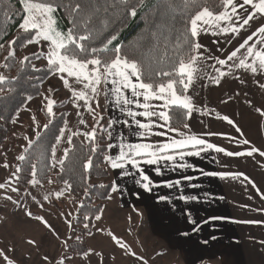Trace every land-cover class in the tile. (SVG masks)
<instances>
[{"label":"snow or ice","instance_id":"obj_1","mask_svg":"<svg viewBox=\"0 0 264 264\" xmlns=\"http://www.w3.org/2000/svg\"><path fill=\"white\" fill-rule=\"evenodd\" d=\"M20 5L22 19L19 23V32L12 39L7 41L8 52L4 58L3 68H10L16 60V45L21 47L32 45L34 43L47 42V51L41 50L39 54L33 53L32 56L36 60L41 58L46 60L47 74H60V79L63 81L65 88L71 93V101L75 108H80V101H83L84 110L88 112L95 124L91 131L83 133L86 140L90 142V152L98 153L103 151V146L97 143L98 133H107L109 138H115L119 141L117 145L112 143L107 144V148L118 147L119 151L115 155L106 154L104 160L108 162L111 168L121 169L122 174L127 176L129 173L123 171L126 165H131L132 169H136L140 179L136 180L145 191H151L153 181L141 168V162L148 165H157L165 163L172 169H191L193 164L186 161V157H199L202 153L213 150L217 153H223L229 157H252L254 154H259L264 157V151L253 146L244 151H229L223 146H219L210 142L206 137L226 135L224 133L205 132L197 134L193 132L190 126V120L194 113L201 112L205 115H213L214 109L207 107L200 108L193 100L190 94L195 88L198 81L207 79L209 84L219 86L223 79L228 76H233L243 85L245 80L240 75L236 74L243 69L245 72L264 73V0H182L180 5L172 2L168 3L169 11H176L177 8L185 14L182 31L176 37V42L173 44L169 40L168 35L162 30H158L153 34L158 43L165 45L164 54L160 56H150L147 62L137 61L135 59L126 58L127 54L123 53L122 48L117 45L114 49H110L113 41L117 39L116 35H111L106 40H101L102 33L108 28L109 21L102 20L99 24L96 23L99 15L100 0H18ZM145 5V0H113L111 5H108L107 0L104 4L105 15L108 13L109 7L120 8L125 16H135L138 9ZM252 8L249 9L248 6ZM63 9L70 17V27L66 30L60 27L59 21L56 18V13ZM254 9L255 11H253ZM257 15L260 16V21H257ZM251 24H259L247 35L238 47H235L225 57L214 56L197 39L201 32L212 31L214 35H223L225 43H232L229 35L239 36L244 29ZM163 25L160 26L163 29ZM255 40V42H253ZM252 42V43H250ZM99 46H93L94 44ZM171 45L172 51H168V46ZM259 45V48H258ZM5 44L0 42V49H4ZM242 50L243 53H242ZM154 51V50H153ZM32 56L25 55L20 58V69L27 67ZM34 70L35 65H32ZM66 74V76L64 75ZM68 78H73L75 85H81L78 90L73 84L69 83ZM19 77L9 78L0 74V98H3V85L10 83L12 80H18ZM111 85V87H109ZM259 87L264 89V83H259ZM15 89L9 88V92ZM52 92V89H48ZM103 95L105 104L108 103V96L114 98V104L122 114L127 118L123 121L109 120L105 126L101 123L103 117L97 113L96 108L100 107V97ZM28 99H31L29 96ZM229 100L232 99L230 96ZM46 101L44 111L50 117L48 122L44 124L47 129L55 117L54 106L56 101L48 95L44 96ZM159 103H155V102ZM93 102L95 107H93ZM228 101H222L227 103ZM246 103L251 104V101L246 100ZM135 106V108L133 107ZM136 109H140L137 111ZM255 111L261 116H264V110L257 107ZM77 115L80 112L77 111ZM99 118L97 119V117ZM217 118L226 121L233 126L237 133L241 129L237 126L233 119L228 115L216 113ZM138 117H142L146 122H142ZM35 121V117H33ZM80 124H85L84 119H80ZM116 123L124 125H135L131 134L141 138L147 136L167 137L163 143H132L127 142L123 136L114 137L112 129ZM182 125L174 127L173 124ZM64 127L59 129V135L55 137L56 143L61 142V137L64 136L67 128V121H64ZM154 128L160 129L153 132ZM166 129V130H165ZM67 136L68 144L73 143V138L80 133L71 131ZM169 133H175V136H169ZM39 138L40 133H36ZM237 144L245 146L250 144L247 139L236 137H227ZM27 147L24 153L17 156V161H28L30 159L29 149L33 147V141L25 137ZM71 149L66 148L64 155L60 159H56V145L51 146L52 167L59 165L60 171H72L66 168V160L70 159ZM179 161V162H178ZM94 164L93 156L89 155L87 160L83 161L82 168L87 170ZM4 168H8L9 164L4 163ZM48 168L45 162V153L41 152L36 163H32L30 167V179L27 183L32 187L42 186V179ZM24 169L17 164L15 170L3 182L0 183V190H5L3 199L11 201L17 207L24 209L25 215L31 219L43 224L44 227L51 229L52 225L40 215H34L28 210L24 200L31 197V200L40 203L35 195L27 192L24 198L13 200L12 195L8 193H19V184L21 173ZM155 172L160 174L161 168H155ZM201 174L208 176L231 177L232 179H243L248 181L249 177L243 172H208L201 170ZM184 180H191V176H184ZM48 183L52 184L53 180L49 177ZM166 186L172 188L181 184V180L177 179L174 182H165ZM64 188L55 193L48 192L43 196V199L50 201L54 195L56 198H61L65 192L72 189V184L69 180H63ZM195 187V185H190ZM255 187V185H253ZM91 185L84 188L85 195ZM113 190L116 187L113 185ZM180 199L197 200L195 195L184 196ZM161 200L167 199L161 196ZM43 207V204L40 203ZM81 202L80 207H83ZM97 221L101 219L100 215L95 217ZM252 223L254 221H247ZM71 227V221H69ZM88 228V224L84 225ZM101 231V229H97ZM108 235L118 245L119 248L125 250L126 254L136 256V253L131 250L130 246L122 242L113 233ZM34 240H29L28 244H35ZM91 252V250H89ZM100 255V253H96ZM0 255H3L0 252ZM87 255V253H85ZM7 264H13L7 256L4 257ZM47 260V257H44ZM65 258H61L60 264H64ZM140 259H143L142 257Z\"/></svg>","mask_w":264,"mask_h":264},{"label":"crops","instance_id":"obj_2","mask_svg":"<svg viewBox=\"0 0 264 264\" xmlns=\"http://www.w3.org/2000/svg\"><path fill=\"white\" fill-rule=\"evenodd\" d=\"M255 2L258 0H254ZM248 8L251 9L252 6L249 5ZM256 18L260 21L259 15ZM258 26L259 24L249 25L239 36L230 34V44L225 43L223 35H214L212 31L201 32L197 39L212 55L223 58ZM236 74L245 80L243 85L234 78L235 74L223 79L219 86L209 84L207 79L196 83L190 93L194 102L200 108L207 107L215 112L211 116L201 112L194 113L190 126L197 134L208 131L226 134L206 138L229 151H244L253 146L264 151V116L255 111L257 107L264 110V89L259 87V83H264V73L253 74L241 69ZM230 96L231 100L228 99ZM107 99L108 103L105 104L102 95L99 107L100 116L106 125L109 120L130 119L115 106L111 95ZM246 100L252 103L248 104ZM216 113L228 115L241 132L237 133L233 126L217 118ZM138 118L146 122L144 118ZM135 127L116 123L112 131L114 137L123 136L127 142L132 143L155 144L167 140V137L155 135L144 138L132 135L131 131ZM159 130L154 128L152 131ZM104 135L106 146L108 143H119L117 139L109 138L106 132ZM169 136H175V133H169ZM227 137L247 139L250 144H237ZM118 151V147L107 148L105 155H115ZM185 159L193 164V168L172 169L165 163L148 165L141 162L140 168L153 181L151 191H145L136 183L140 177L131 165L125 166L123 171L129 173L125 176L121 169L111 168L104 160V167L108 172L104 181L110 182L112 189L103 202L99 221L116 220L120 224L126 223L125 235L130 230H138L139 235L149 233L158 241V246H164L167 253L178 254L184 264H264V157L259 154L252 157H229L209 150L199 157ZM157 167L161 168L160 174L155 172ZM201 170L205 173L243 172L252 183L243 181L242 178L203 175ZM184 176H191L192 179L184 180ZM177 179L181 180L180 185L172 188L166 186L165 182ZM113 185L116 187L115 191ZM181 195H195L198 199H180ZM161 196L167 199L161 200ZM106 213L109 216L106 217ZM128 221L130 225H127ZM97 222L95 219L92 229Z\"/></svg>","mask_w":264,"mask_h":264},{"label":"rangeland","instance_id":"obj_3","mask_svg":"<svg viewBox=\"0 0 264 264\" xmlns=\"http://www.w3.org/2000/svg\"><path fill=\"white\" fill-rule=\"evenodd\" d=\"M41 50L47 51V42L42 41L17 49L16 56L21 58L27 54L39 53ZM34 63L39 66L46 65L47 62L41 58ZM64 75L66 76V74ZM68 79L69 83L78 90L82 87L75 85L73 78ZM48 89H52V92L49 93ZM45 95L53 98L56 103L65 101V106L62 108L68 111L65 134L61 137V142L56 143L55 158L57 160L63 157L64 150L69 146L67 136L70 132L68 129L79 132L78 136L85 140L83 133L91 131L95 124V119L84 110L83 101L79 102L81 105L79 109L73 106L71 93L65 88L60 74L52 75L43 85L41 95L28 101L14 119L7 124V129L15 136L16 143L5 142L0 147V183H3L19 164L20 161H17L16 158L24 153L27 147L25 137L32 140L42 127V111L46 104ZM93 107H95L94 102ZM60 110L61 108L54 107V112ZM77 111L80 112L79 116ZM96 111L100 114L99 108H96ZM33 117H35V121H33ZM80 119H84L85 124H80ZM101 123L105 124L103 121ZM4 163H8L9 167L4 168ZM58 166L53 168V174L57 172ZM100 181L105 182L104 179H100ZM63 188L64 184L48 183L35 188L28 184L23 193H8L12 195L13 200L24 198L27 192L35 195L43 207L40 206V203L33 202L30 196L24 200V204L34 215L43 216L52 225L51 229L26 216L22 207H17L11 201L4 200L5 190H0V252L3 253L0 255V264H7L5 256L13 264H60L61 258L65 257L64 264H184L178 254L167 253L165 247L158 246V241L147 232L139 235L138 230H130L128 235L123 234L126 223L120 224L116 220L113 222L98 221L90 235L78 238L74 228L80 201L74 198L69 191L65 192L61 198H56L53 195L50 201L43 199V196L48 192L55 193ZM107 216L109 214L106 213ZM69 221H71V227ZM127 225H130V221L127 222ZM97 229H101V231H97ZM109 232L129 245L136 256L128 255L125 250L119 248L108 235ZM29 240H34L36 243L30 245L28 244ZM77 240L87 242V255L70 257L68 245ZM96 253H100V255ZM44 257H47V260ZM141 257L143 259H140Z\"/></svg>","mask_w":264,"mask_h":264},{"label":"trees","instance_id":"obj_4","mask_svg":"<svg viewBox=\"0 0 264 264\" xmlns=\"http://www.w3.org/2000/svg\"><path fill=\"white\" fill-rule=\"evenodd\" d=\"M96 0H93L95 4ZM180 5L182 0H145V5L138 9L137 14L133 16H125L120 8L109 7L107 15L104 12L105 0H100L99 15L96 23L99 24L102 20H108V28L104 30L101 40L110 38L111 35H116L117 39L113 41L110 49H114L119 45L123 53L127 54L126 58L135 59L137 61L147 62L150 56H160L164 54L165 45L158 43L154 39L153 34L158 30L164 31L168 35L169 40L174 44L176 37L183 28L185 14L179 8L176 11H169L168 3ZM108 5L113 3V0H107ZM56 18L59 21L60 27L66 30L70 27V17L60 9L56 13ZM22 14L18 0H0V42L5 44L4 49H0V74L9 78L19 77L18 80H12L10 83L3 85L4 95L0 98V147L8 142L16 143L15 136L7 129L9 124L24 105L33 98L41 95L43 85L52 77L47 74L46 65H35V57L33 53L27 54L32 56L27 67L20 69L19 60L17 58L12 63L10 68H3L4 58L7 55V41L12 40L20 31L18 28L21 22ZM164 26L163 29L160 26ZM93 46H99L94 44ZM22 48L19 44L16 45V50ZM154 50V51H153ZM168 51L171 52V45L168 46ZM35 54H39L36 52ZM32 65H35L34 70ZM9 88L15 89L9 92ZM31 99H28V97ZM65 101L56 103L54 107L61 108L55 112V117L47 129L43 126L48 122L50 117L46 111H42L43 125L37 135L32 139L33 147L29 149L30 159L28 161H20V166L24 169L21 173V180L16 187L19 188V193H23L28 186L30 179V167L32 163H36L41 155L45 153V162L48 165L42 184H48V178L53 180L52 184H63V180L67 179L72 184V189L69 193L76 199L83 202V207L78 206L77 216L75 218L74 232L78 238L90 235L94 224L95 217L100 214L103 207V202L110 195L112 185L110 182H102L100 179H105L108 172L104 167V155L107 151L106 138L104 133H98L97 143L103 146V151L91 153L90 142L82 140L79 136L73 138V143L68 146L71 149L70 159L66 160V168L72 171L61 172L58 166L57 172L52 173V153L51 146L56 145L55 137L59 135V129L64 127V121H67L68 111L65 108ZM106 126V124H104ZM174 127L182 125L173 124ZM89 155L93 156L94 164L91 168L84 170L82 168L83 161L87 160ZM98 180V181H97ZM88 185L91 187L88 194L85 195L84 188ZM88 224V228L84 225ZM88 250V244L85 241H74L68 245V255L70 257H82Z\"/></svg>","mask_w":264,"mask_h":264}]
</instances>
